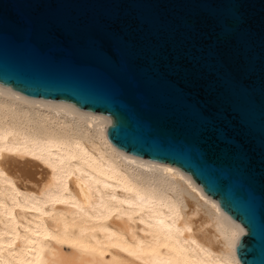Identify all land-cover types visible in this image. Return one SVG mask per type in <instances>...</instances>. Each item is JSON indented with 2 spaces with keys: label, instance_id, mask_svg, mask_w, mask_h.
<instances>
[{
  "label": "water",
  "instance_id": "1",
  "mask_svg": "<svg viewBox=\"0 0 264 264\" xmlns=\"http://www.w3.org/2000/svg\"><path fill=\"white\" fill-rule=\"evenodd\" d=\"M0 85L109 117L185 172L264 264V0H0Z\"/></svg>",
  "mask_w": 264,
  "mask_h": 264
},
{
  "label": "bare ground",
  "instance_id": "2",
  "mask_svg": "<svg viewBox=\"0 0 264 264\" xmlns=\"http://www.w3.org/2000/svg\"><path fill=\"white\" fill-rule=\"evenodd\" d=\"M109 120L0 85V264H241L244 228L185 172L116 148Z\"/></svg>",
  "mask_w": 264,
  "mask_h": 264
},
{
  "label": "rangeland",
  "instance_id": "3",
  "mask_svg": "<svg viewBox=\"0 0 264 264\" xmlns=\"http://www.w3.org/2000/svg\"><path fill=\"white\" fill-rule=\"evenodd\" d=\"M40 109H41V108H40ZM135 170H136V171H139V169H138V168H137V169L135 168Z\"/></svg>",
  "mask_w": 264,
  "mask_h": 264
}]
</instances>
